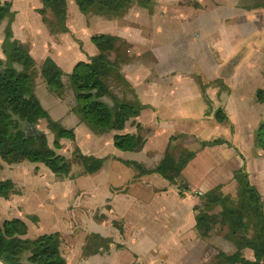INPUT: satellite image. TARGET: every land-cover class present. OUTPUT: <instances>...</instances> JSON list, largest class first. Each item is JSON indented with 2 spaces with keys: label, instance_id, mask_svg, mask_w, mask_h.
<instances>
[{
  "label": "crops",
  "instance_id": "1",
  "mask_svg": "<svg viewBox=\"0 0 264 264\" xmlns=\"http://www.w3.org/2000/svg\"><path fill=\"white\" fill-rule=\"evenodd\" d=\"M41 7V0H18L15 6L11 5L13 39L27 47L35 63L34 94L53 120L73 129L75 137L69 143L85 155L104 158L95 173L77 175L74 171L70 174L74 166L71 165L65 176L54 175L60 179L58 185L71 181L69 196L76 197L83 191L90 209L108 205L100 219L91 216L84 243L75 251L70 247L66 251L59 238L66 264H213L218 251L227 255L235 253L232 243L224 238L219 242L214 231L207 239L199 236L193 207L199 203L201 194L217 186L226 195H234L237 190L233 173L242 166V159L229 145L203 147L202 142L223 139L239 149L236 124L231 133L227 124L223 126L225 121L215 119L217 110L224 108L228 116L237 117V128L253 143L250 140L253 138L250 123L255 111L253 99L261 101L264 92L260 88L252 96H246L242 87L257 75L259 64L264 66V42L254 47L235 72L231 84L223 83L218 71L219 62L231 55L236 43L253 31L264 32V0H130L114 15L84 14L76 0H66L68 31L61 33L49 30L37 11ZM7 24L8 18L0 23V59L5 58L2 43ZM95 34L120 39L116 50L111 52V59L117 54L123 57L120 71L129 86L112 83L116 90L127 88L130 96L118 94L110 86L111 90L119 98L137 99L145 106L122 130L103 134L94 133L80 122L71 111V100L66 99L70 96L68 90L72 91L68 75L74 65L89 62L98 53L91 40ZM47 57L62 71V95L51 92L40 74L41 64ZM142 127L149 128L151 133L145 136L140 150L122 151L114 146L115 134H141ZM212 130L220 136L203 138V134ZM190 137V144L184 142ZM62 141L65 142L61 139V145ZM111 145L115 150H111ZM261 151L260 148V152L249 157L243 154V158L251 183L264 203ZM166 152L176 157L193 153L181 171L190 188L183 195L179 194L176 184L156 174L147 175L135 165L153 170ZM23 166L28 170L39 168L40 164L22 161L10 164L7 169ZM35 175L31 172L26 177L39 182ZM7 178L17 186L15 176L3 179ZM75 185L78 189L73 190ZM21 186L23 189L10 198L0 197V206L7 213H13L9 218L25 221L24 213L30 214L31 205H36V201L27 199L25 186ZM27 227L29 232L28 224ZM119 242L126 248L118 247ZM243 254L252 259L251 250L245 249Z\"/></svg>",
  "mask_w": 264,
  "mask_h": 264
},
{
  "label": "trees",
  "instance_id": "2",
  "mask_svg": "<svg viewBox=\"0 0 264 264\" xmlns=\"http://www.w3.org/2000/svg\"><path fill=\"white\" fill-rule=\"evenodd\" d=\"M130 0H76L79 10L84 13L114 15L119 13ZM37 11L52 33L67 32L66 0H41ZM8 18L4 30L0 59V163L17 164L22 161L41 164L53 175L63 177L70 170L69 161L56 150L61 148L60 140H74L72 128L64 127L53 120L41 106L34 94L35 63L27 47L13 39L10 22L13 18L11 3L0 1V23ZM98 53L89 62H78L68 75L75 103L71 111L80 122L85 123L94 133L103 134L111 130H122L125 124L139 115L145 107L137 99L131 101L119 98L110 88L109 80L129 86L121 74L119 54L111 59L120 39L108 34L91 37ZM40 74L51 92L62 95L64 84L60 67L49 57L41 64ZM262 92L257 97L262 98ZM215 117L226 118L222 110ZM44 120L49 133L53 135L52 146L47 133L37 130L36 125ZM140 127V126H139ZM30 128H33L31 130ZM255 143L264 151V120L254 131ZM144 137L123 133L113 136V144L122 151H138L144 144ZM221 140L205 142L221 143ZM193 153L174 156L166 152L153 170L135 165L145 174H156L171 184H177L181 171ZM74 159L77 175L98 171L104 158L85 155L75 148ZM237 183V200L223 194L217 186L199 196L195 210V227L201 238L211 233L224 231L223 238L235 248L227 255L218 251L213 264H264V203L256 187L248 180L244 167L233 173ZM179 194L189 191L188 185H178ZM14 182L7 178L0 180V197L10 198L17 194ZM215 209H218L214 211ZM28 227L20 218L4 219L0 222V264H66L60 251V239L55 233H42L29 237ZM252 252V259L246 258L243 250Z\"/></svg>",
  "mask_w": 264,
  "mask_h": 264
},
{
  "label": "rangeland",
  "instance_id": "3",
  "mask_svg": "<svg viewBox=\"0 0 264 264\" xmlns=\"http://www.w3.org/2000/svg\"><path fill=\"white\" fill-rule=\"evenodd\" d=\"M0 1H4V0H0ZM7 1L11 2L12 6H15V3L18 0H7ZM262 42H264V32L253 31L252 33L248 34L245 38H243L241 41L235 44L234 50L231 53V55H229L227 58L219 62L218 73H219V76L222 78L223 83L225 84L232 83V78L235 72L237 71V69L252 54L254 47L261 45ZM258 66H259V71L257 75L256 76L254 75L253 77H251L248 83L242 87V91L246 96L247 95L252 96V93L256 92L260 88L264 92V66H262L261 64H259ZM112 82L114 81L109 80V84L112 87V90L117 91L118 94L122 93L123 96L124 95L130 96L127 88L122 87L116 90L117 88L115 84H113ZM36 90H37V86H36ZM40 90H38L39 93H41ZM68 91H70L68 92L70 96H67L66 99L71 100L72 103L70 104L72 106L75 103L74 95L73 94L71 95L72 91L70 89ZM247 100L249 101L250 99L247 98ZM253 104L255 106L254 108L255 111L253 112V120L250 123V126H251L250 130L251 128L253 129V138L252 137L250 138V140L252 139V142H253L252 144H251V141L250 143L248 142L247 138L249 137L246 138L245 132H241L240 128H237L238 126L237 117L232 116L231 114L228 116V114L226 113V110L222 108V110H224V112L226 113L225 115L226 118L223 120H219L215 117V119L219 121H225L223 126H226L227 124L229 126L231 133L234 132V127H235L234 123L236 124V131H237L236 132V143L239 149L237 148V146L232 144V142L223 140V139H215V140H221L222 141L221 143L203 145V143L205 142H213L215 140L205 141V142H202V146L205 147V146L219 145V144L229 145V147L233 148V150L237 153L239 158L242 159L243 164L241 167L245 168L244 166L245 158H243L244 155L245 157L246 156L249 157L253 155V153L255 154V152L257 151L260 152V147L255 143V140H254V131L256 130L260 121L264 120V93H263V99L261 101H258L255 98L253 99ZM45 124L46 123L44 120L39 121L38 124L36 125V129L37 130L43 129L44 131H46L45 133H47L49 144L52 146L53 135L49 133V131L46 129ZM30 129L33 130V128H30ZM150 133H151V130L149 128L145 130V128L142 127L141 134L143 135L144 138ZM224 133L225 132L222 131V134ZM219 136H220L219 132L218 131L214 132L213 130L209 133L207 132L203 134V138H206V139L216 138ZM64 141H65L64 143L62 141L63 144L61 145V148L56 151L60 154H63L66 157L67 161H69L70 166L74 165L72 166L73 170H71L70 174H73L74 171L77 173L76 163L74 159L75 145L73 143H69L68 139H64ZM184 142L190 144L192 142V138L190 137L188 139H185ZM190 148H192V145H190ZM111 150H115L113 145H111ZM261 152H262L261 154L264 155V151H261ZM25 163L29 165L32 164L31 162H28V161H25ZM8 166H10V164H6L3 162L0 163V179H3L10 175L15 176L17 179L16 187L19 188V189L18 188L16 189L18 191L19 190L21 191L23 189L21 185L25 186V189L27 192V199H30V201H36L35 202L36 205L34 204L31 205L32 206L30 208L31 213L30 214L24 213V216H23L24 217L23 219L25 220V222L30 226L28 236L35 237V235H37L40 232L45 233V232L56 231L55 234L58 236V238L61 239L62 247L66 249V251L69 250V247L73 249L74 251L77 248H79V246L84 243L86 232H88L87 223L89 222V220L91 221V216L93 215L95 219H100L101 216L103 215L102 214L103 209L104 208L107 209L108 205L105 204V206H98L96 207L95 210L90 209V204H88L89 202L88 198H86L85 195L81 193L83 191H80V194H77L76 197L69 196V192L71 190L70 186L73 185L70 183L71 181H66V182L63 181V182H60V184L58 185L57 181H59L60 179H58V177H55L46 167H44L41 164L39 168L32 169V167H30V169L28 170H26L27 168H25L24 166L22 167V169H17L16 167L12 169L10 168L7 169ZM108 166L109 165H107V167ZM127 170L128 172L131 171V169H127ZM31 172L36 173L35 178H38L40 180L39 182L38 181L33 182V181L28 180L26 176H28V173H31ZM246 173H247L248 180L251 183L249 174L247 171ZM125 176H127L126 173L124 174V177ZM84 177L86 178V176ZM28 183H30V185H28ZM103 183L105 184V182ZM43 184H44V189L42 188ZM176 185L185 186V185H188V182L187 180H185V178H183V175H181L180 178L177 179ZM33 188L36 189V190L34 189L35 191L34 194H33ZM76 189H78V185H75L73 187V190H76ZM226 190L229 191V188ZM192 193H194L195 195L197 192L196 190H193ZM230 197L231 199L236 201L238 198L237 191L235 192L234 195L231 194ZM216 210L218 209H215L214 211ZM12 216H13L12 212L7 213L5 208L3 206H0V222H2L5 218H9ZM214 234L216 235L214 237L218 239L219 242L220 240H223L222 238H223L224 231L217 230V232ZM117 245H119L118 247L126 248V246L123 243L117 244ZM224 247L225 246H222V248Z\"/></svg>",
  "mask_w": 264,
  "mask_h": 264
}]
</instances>
